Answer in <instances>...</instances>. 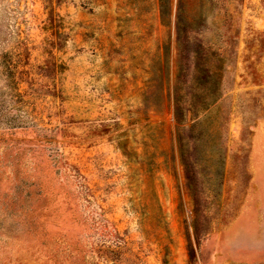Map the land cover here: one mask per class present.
Listing matches in <instances>:
<instances>
[{"label":"rangeland","instance_id":"obj_1","mask_svg":"<svg viewBox=\"0 0 264 264\" xmlns=\"http://www.w3.org/2000/svg\"><path fill=\"white\" fill-rule=\"evenodd\" d=\"M0 264H264V0H0Z\"/></svg>","mask_w":264,"mask_h":264},{"label":"trees","instance_id":"obj_2","mask_svg":"<svg viewBox=\"0 0 264 264\" xmlns=\"http://www.w3.org/2000/svg\"><path fill=\"white\" fill-rule=\"evenodd\" d=\"M180 115L181 114H179V113L176 112V118H177V120L180 119V117H181Z\"/></svg>","mask_w":264,"mask_h":264}]
</instances>
